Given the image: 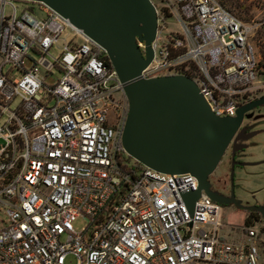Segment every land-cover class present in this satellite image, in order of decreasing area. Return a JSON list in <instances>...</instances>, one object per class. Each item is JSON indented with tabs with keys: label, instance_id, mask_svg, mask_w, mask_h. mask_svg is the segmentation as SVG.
Instances as JSON below:
<instances>
[{
	"label": "built area",
	"instance_id": "2783aa9c",
	"mask_svg": "<svg viewBox=\"0 0 264 264\" xmlns=\"http://www.w3.org/2000/svg\"><path fill=\"white\" fill-rule=\"evenodd\" d=\"M149 2L156 34L141 79L190 78L217 117L258 97L264 67L251 27L222 0ZM122 87L68 20L0 0V264H264L262 221L229 224L204 192L190 213L181 196L197 190L194 176L126 154Z\"/></svg>",
	"mask_w": 264,
	"mask_h": 264
},
{
	"label": "water",
	"instance_id": "95a60500",
	"mask_svg": "<svg viewBox=\"0 0 264 264\" xmlns=\"http://www.w3.org/2000/svg\"><path fill=\"white\" fill-rule=\"evenodd\" d=\"M21 1L47 6L105 52L128 102L121 138L124 151L156 172L194 176L197 190L181 196L190 213L204 192L219 205L259 213L264 223V205L243 206L233 192L229 198L213 192L209 181L234 137L233 143L238 140L243 116L264 106V96L241 106L235 117H217L190 78L141 79L142 71L152 61L151 43L156 34L155 10L149 0ZM137 43L144 44L143 53ZM258 133L252 132L248 138ZM234 165L249 166L231 163L232 190Z\"/></svg>",
	"mask_w": 264,
	"mask_h": 264
},
{
	"label": "rangeland",
	"instance_id": "374dc122",
	"mask_svg": "<svg viewBox=\"0 0 264 264\" xmlns=\"http://www.w3.org/2000/svg\"><path fill=\"white\" fill-rule=\"evenodd\" d=\"M222 4L242 23L251 27L249 42L255 47L261 65L264 67V0L254 3L222 0ZM35 15L37 18L43 17L39 11H36ZM69 34L70 32L67 31L63 35L67 41L72 39ZM52 81L53 79H48L47 83ZM262 81L264 86V73ZM257 96V98L264 96V88ZM260 109L264 115V106H261ZM224 156L214 173L209 177L213 186L221 192L228 189L229 184V161ZM238 162L249 164V166L235 168L234 195L245 206L264 205V134L258 135L251 141L250 146L238 156ZM224 209L222 219L232 225H242L248 216V213L233 206H227ZM255 221L259 222L257 219ZM74 226L78 229L82 226V222L78 221ZM66 264H76V261L74 258L68 257Z\"/></svg>",
	"mask_w": 264,
	"mask_h": 264
},
{
	"label": "flooded vegetation",
	"instance_id": "af4514ba",
	"mask_svg": "<svg viewBox=\"0 0 264 264\" xmlns=\"http://www.w3.org/2000/svg\"><path fill=\"white\" fill-rule=\"evenodd\" d=\"M257 99H259V98H257ZM260 107H257L255 109H253L252 111L246 113L243 116V121H242V124H241V127H240L238 133L240 131H242V132H240L239 138L236 141V143H233L234 139H236L234 137V139L232 140L231 144L229 145L228 149L225 152V156L224 157L226 159H228V161H229V176H230V171H231V163L232 162L240 163V162H238V156L241 155V153L245 150V149H242L240 147L244 146V145L247 146V147L250 146L251 141L255 137H257L258 135L264 134V128H262V126L264 125V115L261 112ZM252 132H259V133L256 136L252 137V138H248L250 133H252ZM236 167H241V166L234 165V170H235ZM210 183H211V181H210ZM228 183H229L228 184V189H226L224 192L219 191L217 188H215L213 186L212 183H211V189H212L213 192H217L218 194L229 198L231 196L232 192H233V194H235V193H234V183H233V190H232V187H231L230 180H229ZM235 199H238V198L235 196ZM242 205H243V203H242ZM231 206H233V205H231ZM243 206H245V205H243ZM233 207H235V206H233ZM246 213H248V214L250 213L258 221H262L263 222V220H262V218H261L259 213H257V212H246Z\"/></svg>",
	"mask_w": 264,
	"mask_h": 264
},
{
	"label": "trees",
	"instance_id": "16d2710c",
	"mask_svg": "<svg viewBox=\"0 0 264 264\" xmlns=\"http://www.w3.org/2000/svg\"><path fill=\"white\" fill-rule=\"evenodd\" d=\"M225 207V206H224ZM250 220H256L255 217H253L250 213L248 214V216L245 219V224L250 223Z\"/></svg>",
	"mask_w": 264,
	"mask_h": 264
}]
</instances>
